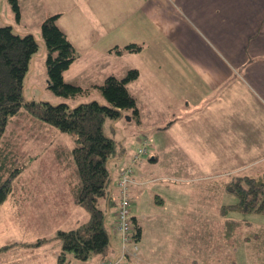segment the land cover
Here are the masks:
<instances>
[{"label":"rangeland","instance_id":"374dc122","mask_svg":"<svg viewBox=\"0 0 264 264\" xmlns=\"http://www.w3.org/2000/svg\"><path fill=\"white\" fill-rule=\"evenodd\" d=\"M18 2L20 17L13 9L11 0H0V25L12 24L20 31L35 33L42 40L43 22L59 11L63 13V10L73 5L74 0H18ZM96 30L101 32L102 28L95 27ZM70 34L74 39L77 32L70 30ZM99 36L94 35L92 41L95 46L92 50L85 49L84 52L77 49L79 54L67 71V81L89 86L97 79L94 77L98 75L99 68L102 71L113 69L108 75L115 74L118 77H123L129 69L136 68L130 66L138 65L136 54H122L119 58L107 51L98 57L97 63L93 57L96 59L99 53L101 46V43H98ZM46 53L41 43L31 64L28 79L30 85L27 87L29 97L42 96L53 102L67 100L72 105L92 98L105 101L98 89L96 91L90 89L84 94L69 98L55 94L48 87ZM105 55L112 59L106 61ZM141 81L145 82L143 76ZM129 88L141 103L140 119L151 121L160 118L161 121L164 115H161L152 91H146L151 100L149 101L138 81H130ZM22 110L23 114L20 112L11 119L1 143L3 145L9 142L10 145H4L2 148L16 153L15 163L21 171L13 181V191L0 205V264H58L62 247L61 240L57 237L58 230L77 227L88 221L91 216L89 210L71 199V189L79 183L72 157L75 136L35 118L25 107ZM27 113L31 116L27 117ZM128 116L132 117L131 111L126 112L124 117L116 121L117 123L108 119L105 132L107 135L123 138L127 149L137 151L140 146L133 145L130 148L129 143H136L134 132L138 119L129 123L128 120L132 119ZM226 142L218 140V162L215 169H212V166L210 170L199 169L196 162L191 161L195 166L192 170L174 171L175 169L171 168L173 171H164L165 166L162 162L167 161L164 157L178 155H162L157 167L145 174V179L149 182L145 186L146 196H142L144 191L142 187L131 188L134 204L137 205L134 210L135 205H131L132 212L138 216L143 229V235L139 240V253L142 252L145 258L140 264H209L210 261H214L215 264H249V249L247 250L246 243H238V247H232L235 234L232 237L223 235L227 230L225 225L229 219H236L243 232L261 230L264 228V212L233 208L238 198L226 189V185L237 174L264 173V161L257 162L250 153L230 155ZM184 158L187 164H190L188 162L194 157L186 155ZM179 161L182 164L186 163L184 160ZM244 161L249 162V165L242 164ZM125 164L133 167L134 174L140 167L139 160L112 161L114 169ZM242 166L244 170H232ZM180 167L183 169V165ZM25 183L28 188L24 192ZM112 194L113 201L117 200L116 191ZM101 204L105 206L104 198L101 199ZM72 206H77L79 211L75 213L76 207L72 214ZM111 206L113 208V205ZM115 233L114 240L119 243L120 236ZM38 240H40L38 244H23L35 243ZM114 250L115 248L112 249V253ZM100 259V253L84 261L68 253L67 260L68 264H97Z\"/></svg>","mask_w":264,"mask_h":264},{"label":"crops","instance_id":"0c3cea01","mask_svg":"<svg viewBox=\"0 0 264 264\" xmlns=\"http://www.w3.org/2000/svg\"><path fill=\"white\" fill-rule=\"evenodd\" d=\"M58 23L84 52L93 49L94 35H100L99 53L93 57L97 63L107 51L118 57L138 55V65L130 66L138 68L139 76L132 81H138L149 101L146 91H152L164 115L161 121L141 120L134 132L136 143H129L132 148L146 140L148 149L135 170L136 183L130 187L133 210L137 205L131 188L142 187V196H146L149 182L145 174L157 167L162 155H178L164 157V171L192 170L191 161L199 169H215L221 139L227 141L230 155L250 153L257 162L264 161V0H74ZM95 27L102 28L101 32ZM70 30L77 32L74 39ZM130 43L139 49L126 48ZM104 58L112 59L109 55ZM112 70L99 68L97 79L89 86L101 84ZM136 100L140 108L138 97ZM126 150L129 155L123 160L135 151ZM186 155L194 157L190 164ZM115 175L111 194L117 193L116 206L109 209L112 222L116 221L119 200L117 167ZM27 188L25 183L24 192ZM75 188L70 193L74 200ZM76 207L72 206V214ZM78 211L77 207L75 213ZM134 217L140 225L138 216ZM119 244L120 239L118 243L113 237L108 252ZM144 258L141 252L126 263L140 264Z\"/></svg>","mask_w":264,"mask_h":264},{"label":"trees","instance_id":"16d2710c","mask_svg":"<svg viewBox=\"0 0 264 264\" xmlns=\"http://www.w3.org/2000/svg\"><path fill=\"white\" fill-rule=\"evenodd\" d=\"M11 3L20 17L18 0H11ZM61 14L59 11L43 22L42 40L35 33L20 31L12 24L0 25V205L13 191V181L21 171L15 163L16 153L2 148L9 144L8 142L2 145V138L11 119L20 112L24 113L23 107L35 118L74 135L72 157L75 163L74 171L79 178L75 188V201L89 210L91 216L88 221L77 227L59 229L57 232L62 246L58 264H68V253L83 261L97 253L102 256L108 253L115 234L112 230L115 222L109 221V209L111 205L116 206L111 194L116 177L112 161L123 160L129 152L125 148L123 138L107 135L105 124L108 119L116 122L129 111L132 115L131 121L138 119V123H141V119L137 100L128 88V83L139 76L138 68L129 69L123 77L111 74L101 84L92 86H83L66 80L65 72L79 52L58 23ZM41 43L47 52L48 87L55 94L69 98L95 88L102 92L105 101L92 98L72 105L67 100L53 102L42 96L29 97L27 87L30 85L28 79L31 64ZM125 47L130 50L139 49L135 43ZM29 113L27 117L31 116ZM137 151L130 155V160ZM117 170L119 172L118 167ZM226 189L238 198L233 208L264 212V173L237 174L227 183ZM103 198L105 206L101 204ZM235 220L227 221L225 225L227 230L223 235L232 237L235 234L232 245L234 248L238 247V243H246L247 250L249 249V264H264V228L243 232L239 222ZM133 221L136 236L140 240L142 227L134 216ZM40 240L23 244H38ZM209 264L215 262L210 261Z\"/></svg>","mask_w":264,"mask_h":264},{"label":"built area","instance_id":"2783aa9c","mask_svg":"<svg viewBox=\"0 0 264 264\" xmlns=\"http://www.w3.org/2000/svg\"><path fill=\"white\" fill-rule=\"evenodd\" d=\"M147 152V141L141 139V145L132 161L138 160ZM117 183L119 200L116 221L112 230L114 233L117 232L119 234L121 243L113 253L108 252L103 255L97 264H125L130 258L139 254V239L136 236V227L133 221L134 215L131 208L130 187L136 183L132 166L126 165L120 168Z\"/></svg>","mask_w":264,"mask_h":264},{"label":"water","instance_id":"95a60500","mask_svg":"<svg viewBox=\"0 0 264 264\" xmlns=\"http://www.w3.org/2000/svg\"><path fill=\"white\" fill-rule=\"evenodd\" d=\"M129 119H131V116H128Z\"/></svg>","mask_w":264,"mask_h":264},{"label":"clouds","instance_id":"9594fccd","mask_svg":"<svg viewBox=\"0 0 264 264\" xmlns=\"http://www.w3.org/2000/svg\"><path fill=\"white\" fill-rule=\"evenodd\" d=\"M119 170H120V168H119ZM111 252V251H110Z\"/></svg>","mask_w":264,"mask_h":264}]
</instances>
